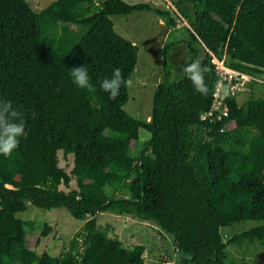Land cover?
Wrapping results in <instances>:
<instances>
[{
    "label": "trees",
    "instance_id": "trees-1",
    "mask_svg": "<svg viewBox=\"0 0 264 264\" xmlns=\"http://www.w3.org/2000/svg\"><path fill=\"white\" fill-rule=\"evenodd\" d=\"M188 1L191 42L172 31L162 46L147 121L124 108L138 46L115 31L111 16L147 10L174 25L168 10L125 0H54L36 11L27 0H0V100L22 113L27 137L20 141L29 149L28 165L20 144L10 157L0 155V264H145L142 245L126 248L99 227L100 212L156 224L172 236L180 264H223L229 244L264 243V97L241 104L233 98L228 117L199 119L217 80L210 53L228 56L227 64L241 71H264V0ZM58 23L59 32L51 31ZM183 44L189 58L177 65L173 52ZM194 60L209 69L207 95L195 92L182 70ZM81 65L94 92L72 82L71 68ZM115 68L125 83L112 100L100 83ZM117 123L147 131L148 147L134 154L138 136L113 130ZM59 150L74 156L78 190L60 188L71 175L58 164ZM230 157L236 163L226 169ZM122 159L132 168L120 170ZM121 187L127 197L116 195ZM28 204L84 220L62 254L26 247L19 213ZM247 220L256 224L223 240L222 227Z\"/></svg>",
    "mask_w": 264,
    "mask_h": 264
},
{
    "label": "rangeland",
    "instance_id": "rangeland-1",
    "mask_svg": "<svg viewBox=\"0 0 264 264\" xmlns=\"http://www.w3.org/2000/svg\"><path fill=\"white\" fill-rule=\"evenodd\" d=\"M30 6L39 11L54 0H27ZM130 4L147 2L168 10L170 18L175 24H168L169 18H162L152 11H134L130 14L112 15L111 19L115 31L121 36L129 39L138 46L137 62L128 80V100L124 108L133 116L147 121L151 120L153 110V99L157 84L160 79L162 68L161 48L174 31L185 39L188 38L185 27L189 23L190 2L188 0H125ZM61 24L58 23L51 28V31L59 32ZM78 29L77 25H71ZM203 54L202 47L192 42ZM176 55L177 65L184 63L189 58L188 47L183 44L180 49L173 52ZM228 60L229 57L226 56ZM230 61V59L228 60ZM254 77L253 82L248 84L246 91L238 96V103L241 104L249 98L264 97V71L261 73H250ZM115 131L136 134L134 154L141 148L148 147L149 133L143 129H130L124 124L117 123L112 126ZM228 128L224 130L226 133ZM20 150L28 165V143L20 141ZM58 164L71 175L69 186L60 185V188L69 191L77 189V180L71 174L74 156L71 153L64 154L57 152ZM264 159V151H263ZM236 163V159L228 158L225 167L230 169ZM119 169L127 171L132 168V160H119ZM85 187L93 188L86 184ZM109 190L104 187L103 192ZM119 197H127L128 191L121 187L117 193ZM244 196L252 201L253 193L245 191ZM19 216L26 221L24 226L25 245L37 253L48 252L51 255L62 254L69 246L74 233L84 223V220L74 218L64 209H43L28 204L26 211L19 213ZM97 224L110 237H116L126 248L136 245L144 247L143 260L145 264H180L181 254L176 249L172 236L165 230L150 221L140 220L132 215H119L111 212H100L96 216ZM256 223L251 220L241 221L231 226L222 227L220 232L224 241H227L235 233L244 231ZM46 230L47 234L42 235ZM226 258L223 264H264V243L257 241L243 240L238 244H229L226 248Z\"/></svg>",
    "mask_w": 264,
    "mask_h": 264
},
{
    "label": "clouds",
    "instance_id": "clouds-1",
    "mask_svg": "<svg viewBox=\"0 0 264 264\" xmlns=\"http://www.w3.org/2000/svg\"><path fill=\"white\" fill-rule=\"evenodd\" d=\"M183 72L191 81L194 91L208 94L205 75L209 71L207 66H202L199 60H194L183 67ZM73 84L82 90L94 92L95 89L87 69L84 66H74L70 70ZM125 83L120 68H115L110 79H104L100 83L101 89L109 94V99L115 100L120 95V89ZM219 88V84L217 85ZM26 121L22 113L13 108L9 100H0V155L10 157L19 147L20 139L26 138Z\"/></svg>",
    "mask_w": 264,
    "mask_h": 264
},
{
    "label": "built area",
    "instance_id": "built-area-1",
    "mask_svg": "<svg viewBox=\"0 0 264 264\" xmlns=\"http://www.w3.org/2000/svg\"><path fill=\"white\" fill-rule=\"evenodd\" d=\"M210 54V63L213 65L217 80L210 92L211 101L208 109L199 114V119L203 122H216L228 117L229 100L238 99V96L246 91L248 84L254 80V77L248 72L229 66L225 55L219 58ZM223 130L220 129L221 132Z\"/></svg>",
    "mask_w": 264,
    "mask_h": 264
}]
</instances>
